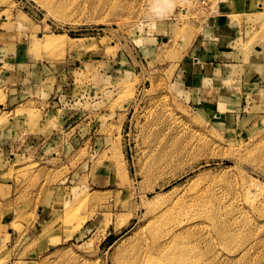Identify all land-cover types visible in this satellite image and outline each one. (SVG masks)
<instances>
[{"label":"rangeland","instance_id":"1","mask_svg":"<svg viewBox=\"0 0 264 264\" xmlns=\"http://www.w3.org/2000/svg\"><path fill=\"white\" fill-rule=\"evenodd\" d=\"M3 46L0 264H264V0H0Z\"/></svg>","mask_w":264,"mask_h":264},{"label":"crops","instance_id":"2","mask_svg":"<svg viewBox=\"0 0 264 264\" xmlns=\"http://www.w3.org/2000/svg\"><path fill=\"white\" fill-rule=\"evenodd\" d=\"M6 37H11V34L6 35ZM5 49L0 47V91L2 90L3 93L5 94V101L7 104L10 105H16L20 100H22V90H21V86H27V88H30L29 90L34 92L35 88H38L39 83H38V79H33L32 77V81H30V75L32 74H39L40 73V67L39 66H33L31 65V68L28 70H25L23 72H19V69L22 70L25 67H18V65H15V58L11 52V50L6 47L3 46ZM194 50V49H193ZM228 50V49H227ZM226 48L222 47L221 48V53L223 55H226L227 53ZM232 54V53H231ZM230 55V54H229ZM260 59V58H259ZM264 60H259L258 64L256 63L257 67H263L264 65ZM194 67V69H196L197 63L196 65H188V69H190V67ZM217 67L215 68V72L214 69L212 72H209L210 70L206 69L205 71H198L195 72L194 74L191 75V82L192 84L195 86V90L198 91L200 93V99L203 98V100H208L207 97H209L208 94H212V91L216 92L217 90V94L216 96L213 95L212 98H217V102L215 103L213 100H209V105H215L217 104L218 109L220 110V116H218V119H221L224 117V110L223 107H225V103H224V93L227 92L226 90V86L225 85H221L218 87H214L211 86L212 84H214L212 81V83L209 85L208 83L209 81V76L211 77L212 74H214V76H216L219 80L224 79L225 78V68L223 69H219L220 67H222V65H216ZM229 66H233L236 67V64L232 65L230 64ZM28 73V76L24 79L22 77V74ZM223 75V76H222ZM214 78V77H213ZM206 81V84H205ZM209 81V82H208ZM38 83V84H37ZM222 84V83H221ZM179 85H181L179 83ZM216 89V90H215ZM232 90V91H231ZM229 89V91L233 92L234 89ZM236 91V90H235ZM231 99L233 98H238L239 96H241V93L238 91L236 92V95L233 94L231 95ZM1 106H3L1 104ZM225 109V108H224ZM230 117V116H228ZM11 125L14 129V122L11 121ZM2 137V136H1Z\"/></svg>","mask_w":264,"mask_h":264},{"label":"bare ground","instance_id":"3","mask_svg":"<svg viewBox=\"0 0 264 264\" xmlns=\"http://www.w3.org/2000/svg\"><path fill=\"white\" fill-rule=\"evenodd\" d=\"M163 1V0H162ZM158 2H160V1H158ZM43 44L47 47V48H52V47H55V45H58L59 44V39L58 38H52V37H46L44 40H43ZM42 45V44H41ZM152 169V168H151ZM205 192V191H204ZM202 193V192H201ZM200 196V195H199ZM182 198V197H181ZM199 198V197H198ZM188 199V198H187ZM186 199V200H187ZM195 199V198H194ZM200 200V199H199ZM180 201H181V199H180ZM179 200L177 201V202H173V203H171V204H168V205H166V206H164V207H162L161 209H159V210H157V209H155V211H154V213H153V215L154 216H156V215H159V218L160 217H165L166 215H168L170 212H173L175 209H176V207H175V205H177V203L178 202H180ZM192 202V201H191ZM195 202V201H194ZM144 203H146V202H144ZM150 203V202H149ZM189 204V203H188ZM194 204V203H193ZM145 205V204H144ZM188 206V205H187ZM189 207V206H188ZM181 209V208H180ZM187 210V209H186ZM177 211V210H176ZM208 211V210H207ZM151 214V213H150ZM217 215V214H216ZM205 217V216H204ZM150 218V217H149ZM151 219V218H150ZM211 219H213V218H211ZM158 219L156 218V221H157ZM160 220H162V219H160ZM154 221V220H153ZM153 221H152V224H153ZM167 221V220H166ZM151 222V221H150ZM149 222V223H150ZM73 226V229L74 228H79V225H81V222L80 221H76V223H74V224H72ZM150 227H153V226H151L150 225ZM178 227V226H177ZM174 229V228H173ZM147 237V236H146ZM145 237V238H146ZM144 238V239H145ZM175 238V237H174ZM144 239H143V241H144ZM147 240V239H146ZM166 241H168V240H166ZM146 242V241H145ZM145 242H142V243H145ZM165 243V242H164ZM171 243V242H170ZM166 244V243H165ZM146 245V244H145ZM148 245V244H147ZM165 246V245H164ZM163 246V247H164ZM149 247V246H148ZM157 248V247H156ZM161 248V247H160ZM165 248V247H164ZM139 249V248H138ZM166 250V249H165ZM246 253V252H245ZM138 254V253H137ZM166 256H165V259L168 261V262H171V261H173V260H177V263L178 264H180V263H182V261L184 260V257H183V255L179 252V250H171V252H170V250H168V252L165 254ZM139 262H141V261H139ZM145 262V261H144Z\"/></svg>","mask_w":264,"mask_h":264}]
</instances>
